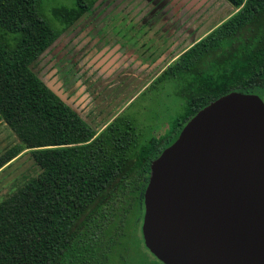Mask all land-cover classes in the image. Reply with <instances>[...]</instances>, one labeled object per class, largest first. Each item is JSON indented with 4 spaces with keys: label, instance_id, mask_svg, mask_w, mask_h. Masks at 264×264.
<instances>
[{
    "label": "trees",
    "instance_id": "1",
    "mask_svg": "<svg viewBox=\"0 0 264 264\" xmlns=\"http://www.w3.org/2000/svg\"><path fill=\"white\" fill-rule=\"evenodd\" d=\"M226 1L237 11L152 83L176 86L185 111L165 134L142 142L123 112L97 132L33 71L94 0L58 12L61 27L42 12V0H0V120L19 139L0 167L30 148L40 168L0 202V264H129L127 249L144 243L138 226L152 160L222 95L242 91L264 100V0Z\"/></svg>",
    "mask_w": 264,
    "mask_h": 264
},
{
    "label": "water",
    "instance_id": "2",
    "mask_svg": "<svg viewBox=\"0 0 264 264\" xmlns=\"http://www.w3.org/2000/svg\"><path fill=\"white\" fill-rule=\"evenodd\" d=\"M143 202L164 264H264L261 96L231 91L193 115L152 160Z\"/></svg>",
    "mask_w": 264,
    "mask_h": 264
},
{
    "label": "crops",
    "instance_id": "3",
    "mask_svg": "<svg viewBox=\"0 0 264 264\" xmlns=\"http://www.w3.org/2000/svg\"><path fill=\"white\" fill-rule=\"evenodd\" d=\"M139 1L118 0L114 5L113 16L101 26L96 25L97 35L86 46L84 63L80 78L78 77L79 88L69 97L70 100L68 92L63 89L56 91L49 85L56 92L59 91L64 101L69 103L82 118L88 117L92 122H98L97 127L91 125L97 132L124 111L104 121L100 112L92 111L93 106L102 101L103 103L119 101L131 90V87H134L133 83L141 82V87L136 88V93L131 95L125 103L127 104L136 94L149 87L178 55L203 37L201 35L197 39H190L191 41L187 39L186 25L178 21L180 14L175 16L176 9L171 13L170 6L165 3L156 10L164 17L150 23V17L146 14L154 4L151 0H142V3ZM98 6L97 3L92 9ZM102 10L97 8L96 15ZM173 15L174 19H171ZM94 25L91 24L90 28L92 29ZM57 40L59 41L60 38ZM186 41L190 44L181 49V44ZM44 52L39 58L43 57ZM44 82L47 83L45 80ZM86 102L89 108L80 110L79 107Z\"/></svg>",
    "mask_w": 264,
    "mask_h": 264
},
{
    "label": "rangeland",
    "instance_id": "4",
    "mask_svg": "<svg viewBox=\"0 0 264 264\" xmlns=\"http://www.w3.org/2000/svg\"><path fill=\"white\" fill-rule=\"evenodd\" d=\"M74 2L75 0H42L41 10L46 17L53 20L58 27H61L62 24L56 18L57 14L66 13L67 9L74 6ZM226 2L224 0H167L165 4L170 6L171 13L176 9L175 16L176 14L181 16L178 21L186 25V38L194 40L201 37V35H206L207 31L209 32L237 11L231 3ZM97 3L99 4L100 0H95V6ZM97 8L94 10L96 11ZM171 19H174V15L171 16ZM64 38L65 34L59 40V46L61 47L64 45L66 39ZM10 39L12 40L11 36ZM189 44L190 42L186 41L181 44L180 48L183 49ZM32 68L41 79L45 80L55 90H58V86H60L59 77L55 78V69L47 68L44 58L41 57L34 62ZM133 85L134 87H131V90L119 101H106L105 103L102 101L100 104L93 106L92 111L100 112L101 119L104 121L124 111L123 114L128 116L139 128L140 140L147 142L153 136L160 137L165 134L175 119L183 115L185 101L176 86L173 87L166 81H159L140 91L131 101L125 104L131 95L136 93V88L141 87V82L133 83ZM79 108L80 110H86L89 106L86 102L85 105ZM83 118L93 127L99 125L98 122L94 123L88 117ZM17 142H19L17 134L1 119L0 157ZM39 172L40 168L35 163L30 148L25 149L4 163L0 167V202L14 195L31 177ZM136 215L137 212L135 217ZM142 221L143 218L141 217L138 226L139 238H141ZM135 228L134 223L131 231L134 232ZM140 243V245L135 244L127 249L131 258L129 264H164L145 248L144 243Z\"/></svg>",
    "mask_w": 264,
    "mask_h": 264
},
{
    "label": "flooded vegetation",
    "instance_id": "5",
    "mask_svg": "<svg viewBox=\"0 0 264 264\" xmlns=\"http://www.w3.org/2000/svg\"><path fill=\"white\" fill-rule=\"evenodd\" d=\"M117 1L118 0H111L109 2V0H100L98 7H102L103 10L101 13L96 15V11L92 9L95 5L94 0L91 7L81 16H79L70 26H68L61 33L62 35H59L57 39H59L60 37L62 38V36H64L65 34L66 39L64 38V45L62 47L59 46V41L56 39L45 50L42 57L44 58L45 65L47 66V68L55 69L54 76L55 78H57L58 76L60 81V86H58V90L63 89L65 92H68V99L79 88L78 79L80 78L79 75L81 74L82 64L84 63L86 46L90 42H92L97 35L96 32L98 26L96 25L98 24L99 26H101V24H103L105 21H107L110 17L113 16L112 12L114 9V5L117 3ZM130 1L137 2L138 0ZM165 1L166 0H151L154 6H152L146 14L147 17H150V23L154 22L157 19L161 20L164 17L163 15H161V13H157L156 10L161 5H163ZM139 3H142V0H140ZM91 24H95L92 29L90 28ZM47 85L49 86V84ZM52 90L58 96H60L59 91L56 92L57 90Z\"/></svg>",
    "mask_w": 264,
    "mask_h": 264
}]
</instances>
